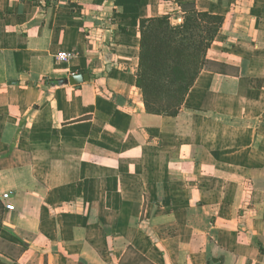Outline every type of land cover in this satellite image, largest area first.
<instances>
[{"label": "crops", "instance_id": "obj_1", "mask_svg": "<svg viewBox=\"0 0 264 264\" xmlns=\"http://www.w3.org/2000/svg\"><path fill=\"white\" fill-rule=\"evenodd\" d=\"M44 5L0 0V264H264V0ZM190 8L208 68L149 114L141 21Z\"/></svg>", "mask_w": 264, "mask_h": 264}, {"label": "trees", "instance_id": "obj_2", "mask_svg": "<svg viewBox=\"0 0 264 264\" xmlns=\"http://www.w3.org/2000/svg\"><path fill=\"white\" fill-rule=\"evenodd\" d=\"M190 9L178 27L171 25L169 14L141 21L137 86L149 114L177 115L197 76L208 68L206 53L224 18Z\"/></svg>", "mask_w": 264, "mask_h": 264}, {"label": "built area", "instance_id": "obj_3", "mask_svg": "<svg viewBox=\"0 0 264 264\" xmlns=\"http://www.w3.org/2000/svg\"><path fill=\"white\" fill-rule=\"evenodd\" d=\"M73 58H74L73 52H61L57 56V61L60 63H69L70 61H72ZM10 197L11 196L9 194H5L2 196V200L4 201V205H5L6 210L13 211L14 207L10 204H7V202L10 200Z\"/></svg>", "mask_w": 264, "mask_h": 264}, {"label": "water", "instance_id": "obj_4", "mask_svg": "<svg viewBox=\"0 0 264 264\" xmlns=\"http://www.w3.org/2000/svg\"><path fill=\"white\" fill-rule=\"evenodd\" d=\"M90 81V77L89 75H73L71 76L69 79L65 80L64 82L66 84H70L72 86H77L80 84H83L85 82H89Z\"/></svg>", "mask_w": 264, "mask_h": 264}, {"label": "rangeland", "instance_id": "obj_5", "mask_svg": "<svg viewBox=\"0 0 264 264\" xmlns=\"http://www.w3.org/2000/svg\"><path fill=\"white\" fill-rule=\"evenodd\" d=\"M189 11H191V9H188L186 12H189ZM184 18H185V16H184ZM184 18H183V21L182 22H176V21H174V20H172V18L170 19V22H171V25L172 26H174V27H178V26H181V25H183V23H184Z\"/></svg>", "mask_w": 264, "mask_h": 264}]
</instances>
